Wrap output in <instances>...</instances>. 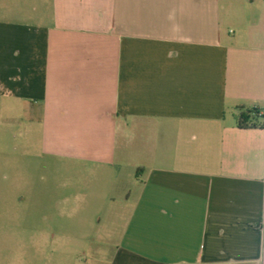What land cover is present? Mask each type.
<instances>
[{"label": "crops", "instance_id": "1", "mask_svg": "<svg viewBox=\"0 0 264 264\" xmlns=\"http://www.w3.org/2000/svg\"><path fill=\"white\" fill-rule=\"evenodd\" d=\"M15 6L0 97L41 105L53 159L121 191V235L95 262L264 264V129L237 126L264 114V0Z\"/></svg>", "mask_w": 264, "mask_h": 264}, {"label": "rangeland", "instance_id": "2", "mask_svg": "<svg viewBox=\"0 0 264 264\" xmlns=\"http://www.w3.org/2000/svg\"><path fill=\"white\" fill-rule=\"evenodd\" d=\"M16 2L0 0V17ZM42 123L41 105L0 97V264H99L121 235V191L108 200L97 169L53 159Z\"/></svg>", "mask_w": 264, "mask_h": 264}, {"label": "trees", "instance_id": "3", "mask_svg": "<svg viewBox=\"0 0 264 264\" xmlns=\"http://www.w3.org/2000/svg\"><path fill=\"white\" fill-rule=\"evenodd\" d=\"M259 119L261 123H259ZM237 126L239 129H264V114L260 117L256 110H240L237 116Z\"/></svg>", "mask_w": 264, "mask_h": 264}]
</instances>
